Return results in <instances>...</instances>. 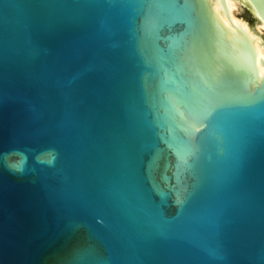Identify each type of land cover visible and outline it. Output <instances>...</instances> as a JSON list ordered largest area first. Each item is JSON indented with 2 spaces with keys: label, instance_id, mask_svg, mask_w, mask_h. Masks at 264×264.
I'll return each instance as SVG.
<instances>
[{
  "label": "water",
  "instance_id": "1",
  "mask_svg": "<svg viewBox=\"0 0 264 264\" xmlns=\"http://www.w3.org/2000/svg\"><path fill=\"white\" fill-rule=\"evenodd\" d=\"M225 12L0 0V264H264V74Z\"/></svg>",
  "mask_w": 264,
  "mask_h": 264
},
{
  "label": "bare ground",
  "instance_id": "2",
  "mask_svg": "<svg viewBox=\"0 0 264 264\" xmlns=\"http://www.w3.org/2000/svg\"><path fill=\"white\" fill-rule=\"evenodd\" d=\"M222 5H225L226 12L216 15V19L231 23H237L243 32L242 39H248L249 45L255 52H251L254 72L257 82L264 74V22L260 21L259 12L250 4L249 0H222ZM247 8L252 16V22L248 23L246 19L238 15L241 12L245 15ZM262 33V34H261Z\"/></svg>",
  "mask_w": 264,
  "mask_h": 264
},
{
  "label": "rangeland",
  "instance_id": "3",
  "mask_svg": "<svg viewBox=\"0 0 264 264\" xmlns=\"http://www.w3.org/2000/svg\"><path fill=\"white\" fill-rule=\"evenodd\" d=\"M238 15H241V17H243L244 19H246V21H247L248 23L252 22V19L249 18L246 14H245V15H242L241 12H239ZM261 34H262V33H261ZM262 36H263V38H264V33L262 34Z\"/></svg>",
  "mask_w": 264,
  "mask_h": 264
}]
</instances>
